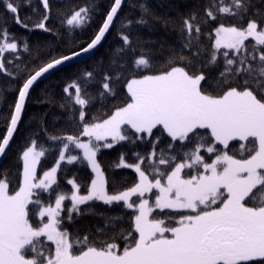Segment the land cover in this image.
Returning <instances> with one entry per match:
<instances>
[{
    "label": "snow or ice",
    "instance_id": "obj_1",
    "mask_svg": "<svg viewBox=\"0 0 264 264\" xmlns=\"http://www.w3.org/2000/svg\"><path fill=\"white\" fill-rule=\"evenodd\" d=\"M41 2L48 10L49 0ZM4 3L6 10L13 14L14 23L27 28L18 15L19 3L14 0H4ZM26 3L30 4L31 0ZM123 3L124 0H113L98 33L85 48L53 59L23 83L7 133L0 140V155L5 153L17 128L25 98L34 82L50 70L95 48L113 24ZM139 7L148 11L143 4ZM253 8L252 0H209L203 21L197 20L195 12L183 18L179 29L183 47H195L197 50L192 57L198 59L202 23L215 21L219 15L243 21ZM91 10L89 6L80 7L63 23L70 29L82 28L90 22ZM253 15L264 19V14L258 10ZM47 20L45 14L35 27L48 30L45 26ZM132 23L128 20L124 26ZM136 23L146 24L147 21L141 18ZM213 31L215 43L207 64L216 65L218 54L224 57L223 70L213 85L219 94L213 95L202 89V82H206L203 72L180 66L186 63L191 67L193 58L169 57L154 74L128 81L131 102L116 108L107 119L96 122L93 118L92 123H82L81 135L87 137V141L71 135L49 137L62 141L63 148L56 166L45 171L42 178L36 175V165L45 150L37 151L36 142L32 141L22 154L23 182L19 190L9 194L7 175L0 177V264H242L252 261L264 264V23L256 19H249L246 26L241 27L220 23ZM121 37L125 46L131 44L128 35L121 33ZM249 38L253 42L246 44ZM14 41L15 36L6 26L0 25V71L7 75L12 73L5 67L2 54L18 48ZM24 47L27 50V44ZM221 48L226 50L220 53ZM124 50L118 49L117 55ZM228 50H232L231 56ZM112 64L116 68L123 67L117 60ZM134 64L137 68H152L149 56L143 52L134 59ZM121 75L119 71H115L114 76L105 73L100 96L114 95L110 82L113 78L119 80ZM84 79L86 84L91 82L93 73H84ZM70 88L74 89V96L69 92ZM64 91L76 105L86 106L92 99L86 93L82 95L81 86L76 81ZM84 117L82 107L79 113L81 122ZM124 125L144 134L137 139L152 137L153 130L157 129L161 135L166 133L171 141L166 148L157 151L160 136H156L151 151L145 156L136 154L138 162L134 165L125 164L122 157L116 167L134 168L139 176L138 182L125 191L109 195L96 160L99 145L94 141L108 137L113 141L129 139L121 132ZM209 137L212 138L210 144L207 143ZM236 140L250 145L247 148L240 145L242 158L239 159L228 153L229 142ZM69 144L83 150V157L97 178L92 180L86 195L78 194L79 185L72 180L68 183L74 185L76 191L70 195L56 192L54 206L51 203L42 205L39 194L32 199L33 190L48 191L56 184L59 161L65 159ZM104 147L110 148L112 144L106 143ZM202 149L214 154V159L206 160L201 154ZM245 152L248 155L243 158ZM77 159V156H69L68 162ZM145 163L148 171L141 167ZM157 177L165 178L166 182L162 183ZM153 189L159 191L151 206L148 199H140L138 204L129 202L132 196L143 197ZM93 199L108 204L123 201L128 209H137L133 229L124 236L126 244L122 249L114 239L113 242L100 241L97 244L90 242L87 236L72 239L66 229L61 230L65 200L72 202L67 209V219L72 220L73 213L81 214L80 205ZM29 204L40 206L33 212L38 217L35 226L29 219ZM156 209L176 211L167 220L150 218ZM119 220L120 217L109 218V223L115 227ZM133 231L138 235L134 237ZM42 237L46 239L41 240ZM47 242L54 244V250Z\"/></svg>",
    "mask_w": 264,
    "mask_h": 264
},
{
    "label": "trees",
    "instance_id": "obj_2",
    "mask_svg": "<svg viewBox=\"0 0 264 264\" xmlns=\"http://www.w3.org/2000/svg\"><path fill=\"white\" fill-rule=\"evenodd\" d=\"M18 2V15L27 28L21 24L14 23L13 14L6 10L4 0H0V25L6 26L10 34L15 36L18 48L15 51L4 52L2 55L5 61V67L12 75H7L0 71V140L7 133L10 125L11 116L14 114L15 104L18 101L19 90L23 83L40 67L46 65L53 59L69 55L76 52L87 44L91 43L95 35L102 26L107 13L110 10L113 0H49V9L43 7L41 0H14ZM145 5L148 9L144 12L139 5ZM209 0H125V3L118 13L113 27L105 43L100 47L97 53L90 59L69 66L58 73L50 76L40 82L32 90L25 105L23 115L15 135L12 146L0 164V177L7 175L9 184V194L19 190L23 182V152L31 146L32 141L36 142L37 149L43 148L45 154L41 157L38 166V177H42L45 171H50L58 162L59 154L63 148V142L60 140H51V136H79L81 135L82 123H92L93 118L96 122L107 119L116 108L123 107L131 102L130 94L127 91V83L132 78H140L143 75L154 74L163 65L166 64L169 57H190L194 63L189 67L186 63L180 64L188 68L189 71L203 72L206 82H202V89L216 95L219 90L213 87L220 71L223 70L224 57L217 56V63L214 66L208 65L207 61L211 58V52L215 43L214 29L223 23L225 26L236 25L237 27L246 26L249 19H256L259 23H264L261 16L253 15L258 10L264 14V0H252L254 8L240 21L237 17L229 15H219L215 21L208 20L201 24V36L199 41L200 56L192 57V53L197 49H186L183 47V37L180 33V26L185 17L195 12L197 20L203 21L204 10L208 6ZM89 6L90 22L82 28L70 29L63 21L67 16L80 7ZM48 15L45 21L46 29H39L35 24L39 23L44 15ZM143 18L146 24H138L137 20ZM133 23L125 27L127 21ZM6 22V24H5ZM121 33L128 35L131 41L129 46H125ZM208 33H212L211 36ZM253 41L249 39L246 44ZM27 44V50L24 45ZM125 50L117 55V50ZM131 49H135L133 52ZM226 49L221 48L222 53ZM264 50V46H262ZM230 56L232 50H228ZM149 56L152 62V68H137L134 59L141 53ZM117 60L123 67L116 68L112 61ZM121 72V78L110 82L114 95L106 94L100 96L102 91L103 76L107 73L114 76V72ZM92 72L94 79L85 83L84 73ZM76 81L80 84L82 95L85 93L92 99L86 106L76 105L74 100L65 93L64 89ZM72 96L75 95L74 89H69ZM84 107L85 117L83 122L79 119L81 108ZM159 128V126H158ZM124 135L129 139L118 141L112 147H103L106 140L98 141V161L106 177V189L108 194H118L134 186L138 182V174L134 169L127 167H116L123 161L129 164L138 162L136 154L145 156L152 149V141L156 136H160V143L157 145V151L166 148L171 138L166 133L161 135L157 129L153 130V136L146 139H137L139 135L130 126H123ZM208 132L210 130H202ZM251 139V138H250ZM207 143H212L209 137ZM245 148L250 145L243 141H230L228 153L242 158L240 155V145ZM178 147V145H177ZM191 147V145H189ZM217 147H221L217 145ZM69 151L78 155V159L69 163L64 161L58 169L56 184L48 191L41 189L33 190L32 199H39L42 205L54 204L56 192L71 194L74 186L68 181L74 180L79 185L81 194L88 193L94 174L88 161L81 155L76 148H70ZM201 154L209 162L214 159V154H209L201 150ZM247 152L243 158H246ZM147 163V162H146ZM146 163L141 165L142 169L148 171ZM164 170V166H161ZM187 171V170H186ZM194 174V173H193ZM160 178V177H157ZM150 179L152 177L150 176ZM165 182V178H160ZM51 193V195H49ZM138 197H135V200ZM70 200L64 201V211L61 216L64 217L61 230H67L71 238L87 236L90 242L99 244L100 241L117 243L122 249L126 241L124 236L133 229L135 209H128L123 202L105 203L94 199L80 205L81 214L73 213L72 220L67 219V209L71 206ZM40 206L29 204V219L35 226L38 217L33 214L34 209ZM176 210L165 209L161 212L156 209L153 217L157 219H166ZM120 217L119 222L113 227L109 223V218ZM178 218V217H177ZM47 220V218H45ZM174 226V225H169ZM138 234L133 231V236ZM46 238L42 237L41 240ZM48 246L54 250V244L47 242ZM31 254L29 253V257ZM242 264H259L257 261L242 262Z\"/></svg>",
    "mask_w": 264,
    "mask_h": 264
},
{
    "label": "water",
    "instance_id": "obj_3",
    "mask_svg": "<svg viewBox=\"0 0 264 264\" xmlns=\"http://www.w3.org/2000/svg\"><path fill=\"white\" fill-rule=\"evenodd\" d=\"M124 3H125V0H124ZM124 3L122 4V6H121L120 10L118 11V13L121 11V9H122ZM118 13H117V15H118ZM116 18H117V16L114 18L113 24H114ZM113 24L110 26L109 30L106 32L104 38L101 40V42H100L98 45L95 46V48L91 49L88 53H84V54L80 55L79 57L73 58L72 60L67 61V62H65V63L59 65L58 67H56V68L50 70L48 73H45L44 75H42L41 77H39V78L34 82V84H33L32 87L29 89V92H28V94H27V96H26V98H25V103H24V107H23V110H22V113H21V118H22V115H23V111H24L25 105H26V103H27V101H28V98H29V96H30L32 90L35 88V86H37L40 82L44 81L45 79L49 78L50 76L54 75V74L57 73L58 71H61V70L65 69V68H67V67H69V66L74 65V64H77V63H80V62H84V61L90 59L91 57H93V56L97 53V51L99 50V48L105 43V41H106V39H107V37H108V35H109V33H110L112 27H113ZM84 48H85V47H84ZM79 51H80V50H79ZM77 52H78V51H77ZM69 55H70V54H69ZM66 56H68V55H66ZM21 118H20V120L18 121L17 128H16V130H15V132H14L12 138L10 139L8 146H7L6 149H5V153H4L3 155H0V164H1V162L3 161V159L5 158V156L7 155V153L9 152V150H10V148H11V146H12V143H13V141H14L15 135H16V133H17V130H18V127H19V124H20V121H21Z\"/></svg>",
    "mask_w": 264,
    "mask_h": 264
},
{
    "label": "rangeland",
    "instance_id": "obj_4",
    "mask_svg": "<svg viewBox=\"0 0 264 264\" xmlns=\"http://www.w3.org/2000/svg\"><path fill=\"white\" fill-rule=\"evenodd\" d=\"M249 39H252V38H249ZM59 72V71H58ZM57 72V73H58ZM56 74V73H55ZM137 79H139V78H137ZM83 111H84V107H83ZM123 126L121 127V132H122V134H124L123 133ZM135 130V129H134ZM87 137H85L84 136V138H82L81 140L82 141H87ZM118 141H113V139H112V137H108L107 139H106V141L104 142V144H103V147H104V145L107 143V144H112V145H114L115 143H117ZM94 143L95 144H97V141H94ZM230 143V142H229ZM243 143H245V142H243ZM75 148L74 147V145H72V144H69V149L70 148ZM69 149H68V151H66L65 153H64V155H65V159L63 160V161H59V164L61 165V163L62 162H64V161H68V157L69 156H77L78 157V155H76V154H73V153H71L70 151H69ZM77 150H79L80 151V153H81V155L83 156V150L82 149H78V148H76ZM37 151H39L38 149H37ZM97 155H98V151H97V153H96V160H97V163L99 164V161H98V157H97ZM230 155V154H229ZM237 158V157H236ZM239 159V158H238ZM40 160H41V157L39 158V163H40ZM39 163L36 165V175H37V177H38V166H39ZM89 163V162H88ZM124 163L125 164H129V163H127V162H125L124 161ZM100 165V164H99ZM134 165V164H133ZM56 166V165H55ZM54 166V167H55ZM89 166H90V164H89ZM121 167H123V166H121ZM90 168H91V170H92V172H93V174H94V177H93V179H96L97 177H96V173H95V171L92 169V167L90 166ZM59 169V168H58ZM58 169H57V172H56V179H57V175H58ZM130 169H134V168H130ZM100 170H101V172H102V174H103V178H104V180H105V189H106V177H105V174H104V172H103V170H102V168H101V166H100ZM135 170V169H134ZM138 174V173H137ZM43 177V176H42ZM42 177H38V178H42ZM138 179H139V176H138ZM162 182V181H161ZM165 182H166V180H165ZM165 182H162V183H165ZM74 186V185H73ZM91 187V186H90ZM90 190V189H89ZM74 191H76V189H75V187H74ZM158 189H153L152 190V192H150V193H145L144 194V196L143 197H138V195H134V196H132L131 198H130V201L129 202H132V203H136V204H138L139 203V201H140V199H148V201H149V205L151 206L152 204H153V201H154V198H155V194H157L158 193ZM106 192H107V189H106ZM108 193V192H107ZM79 195H86V194H81L80 193V190H79V193H78ZM109 195H111V194H109ZM135 197H138V199H136L135 200ZM94 200V199H93ZM98 200V199H97ZM100 201H102V200H100ZM120 202H123V201H120ZM123 203H125V202H123ZM53 206H54V204H53ZM63 207H64V204H63ZM133 209H135V208H133ZM136 211H137V209H135ZM155 211V210H154ZM153 211V212H154ZM181 211H184V210H181ZM136 214H137V212H136ZM152 215H153V213H152ZM45 218H47V217H45ZM150 218H154L153 216H151Z\"/></svg>",
    "mask_w": 264,
    "mask_h": 264
}]
</instances>
